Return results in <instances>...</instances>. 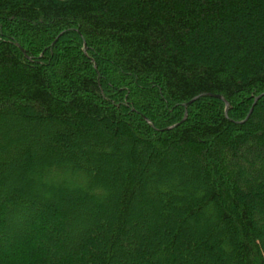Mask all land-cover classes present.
I'll return each mask as SVG.
<instances>
[{
    "label": "trees",
    "instance_id": "obj_1",
    "mask_svg": "<svg viewBox=\"0 0 264 264\" xmlns=\"http://www.w3.org/2000/svg\"><path fill=\"white\" fill-rule=\"evenodd\" d=\"M62 42L77 53H63ZM262 93L264 0H0L1 236L7 213L21 205L19 238L0 241V264H117L115 256L143 263L145 253L127 231L135 202L164 213L150 227L146 212L134 226L146 230L140 244L157 245L152 255L166 264H264V227L255 217L264 214V95L254 102ZM133 132L128 160L117 168L108 164L115 170L109 185L116 178L128 182L109 201L107 183L94 173L103 159L95 152L121 155L128 146L118 141ZM76 139L87 145L79 148ZM241 155L259 170L241 167ZM171 156L178 171H170ZM20 160L25 177L77 193L72 203L80 214L91 212L84 201L93 203L96 218L78 226L73 243L54 240L64 235L69 209L57 211L51 192L30 197L51 204L29 223L26 214L34 207L22 191L1 190L9 167ZM195 161L201 164L195 176L215 180L217 189L179 174ZM128 166L132 177L146 172L147 179L124 178ZM161 171L168 177L156 175ZM191 181V205L184 195L169 198ZM143 188L159 196L160 205L136 200ZM111 203L120 213L108 218L101 208ZM167 210L182 214L171 228ZM204 211L213 228L194 237ZM46 217L58 226L50 228ZM217 231L222 243L210 244ZM238 234L244 241L234 243ZM122 241L130 249L118 247ZM219 248L225 257L216 256Z\"/></svg>",
    "mask_w": 264,
    "mask_h": 264
},
{
    "label": "rangeland",
    "instance_id": "obj_2",
    "mask_svg": "<svg viewBox=\"0 0 264 264\" xmlns=\"http://www.w3.org/2000/svg\"><path fill=\"white\" fill-rule=\"evenodd\" d=\"M59 48L60 49H63V53H66L68 51H70L71 53L70 54H73L75 55L77 53L76 49L71 46V45H68V44H65V42H62L61 44H59ZM60 58H57V59H54L52 61V64L51 66L49 67V69H53L59 62ZM136 88H138V86H136ZM256 98V97H255ZM260 99V97H258L255 101V104L257 103V101ZM252 109V108H251ZM195 112H199L198 109H195ZM251 112L248 113V115L250 114ZM124 116H127V113L124 114ZM100 129H102V124L101 126H99ZM102 131H104L102 129ZM21 136V135H19ZM41 140H39V145L43 146V139L44 138V135L41 134L40 136ZM137 139V132H133V138H122L119 142V144L121 146H123V144H126L128 147H124V151H122L121 155H113V156H110L108 157L106 155V153L102 150V149H99L97 152H95V157H102L103 159H101V163H100V167L99 169H97L96 171H94V173H96L99 178L107 183V189H108V192L110 194V196L108 197L109 198V201L113 200L114 197H116L117 195L119 196V193L120 191L122 190V186H126L128 184V182H121L119 178H116V183L114 184H111L109 185L108 183V180L107 179H110L111 180V177L108 176L110 174H112L113 171V167H110L111 166V163H113L114 167L117 168V167H120L121 165L123 166V164H121V159H125V160H128L129 158V151L130 150V145L132 144V142L134 140ZM75 144L79 146V148H84L85 145H87L85 142H82V141H78L77 139L74 140ZM132 146V145H131ZM102 150V151H101ZM37 153V157H39L40 159H45L47 158L48 156H45L43 155L42 153H38L37 151L35 152ZM62 156H64L62 154ZM172 157V156H171ZM110 159V161H109ZM173 160H171V165H170V171H178V163L179 161H176L173 157H172ZM194 160V159H193ZM240 160H241V164L240 166L243 167L244 169H247L249 171H258L259 168H257L256 166H251L250 163H248L247 161V156L246 155H241L240 157ZM108 162V163H107ZM22 163V161L20 160V162L18 164H15L11 167H9V174L6 175L5 177V185L3 186V188H1V190L4 192V193H7V191H11L13 189L15 190H21L22 191V195H23V199L25 200L24 202L27 204H33V210L26 214L27 216H30L27 218L28 222L29 223H32L34 220H36V218L34 219L33 217H38L39 214H43L45 212V208L44 207H47L51 204V202L49 201H44L42 199H35V200H31L30 197L33 196V195H39V194H43V193H50L55 204L57 205L56 206V210L57 211H61L63 212L64 209H69L67 211V218L66 220L63 222V230H64V235L61 237V236H58V238H54V240H61V239H67V241L69 243H73L74 242V239H75V232L76 230L78 229V226H81V225H88L90 223H92V221L95 220L96 216H95V212L92 210V207H93V203L91 201H84L85 202V205L88 206L91 210V212L89 213H85V214H80L81 213V209L79 208V206H74L72 201H73V198L75 196H77L78 194L77 193H74V192H69V191H66V190H57V189H54V188H51V189H48L46 188L44 185H42L41 183L37 182L34 180V178L32 177H25L24 174L22 172L19 171V168H17L18 166H20ZM110 166H109V165ZM201 166L200 162L199 161H195L193 163V165L190 168V170H187V169H181L180 171V175H184L185 177L187 178H190V179H196L197 181L199 182H203L205 184V186H207L208 188L210 189H217V183L215 182V180H202L200 178V176H195V167H199ZM141 167L142 168H147L148 169V166L146 163H143L141 164ZM110 168V171H108L107 169ZM128 171L129 173H125V172H121L122 176L124 178L126 177H132V171H131V168L128 166ZM264 174V173H262ZM155 175V171L153 169H151L150 171V175L149 176H154ZM156 175H159V177L161 178H167L168 176L163 173L161 171V174L157 173ZM221 175V173H220ZM148 177V174L145 172H141L139 173L136 177H132L133 179L137 178L138 181H141L143 182L144 180H146ZM200 179V180H199ZM175 181V178H172L171 180V183H173ZM247 183V182H246ZM174 184H176V182H174ZM57 185V184H55ZM196 185V181H191V184L189 186L186 187V189L182 190V189H175V191L172 192V194L170 195V199L174 198V197H179L180 195H184V198H181L184 202V204L186 205H191L193 203V201H195V195L193 193V191L191 190V188L193 186ZM142 186V185H141ZM144 187V185L142 186ZM239 188H241L243 190V186L240 184L239 185ZM141 191H143L142 193L139 194V197H137L138 199L136 200H147L148 202H150V204L152 206L155 205H160V201H159V196H155V195H152L151 192L148 190V189H142ZM3 195H6L4 194ZM2 194V193H1ZM3 200L6 199L5 196L2 197ZM98 199H96L95 201H93L94 203H97ZM115 202V201H114ZM113 202V203H114ZM111 203L108 207H103L101 208V211L103 212V215L106 216V217H110V216H117L119 213H120V210H118L117 208L114 207V204ZM139 203L135 202V204H133V206L131 207V213L129 215V218L131 220L130 222V225H129V228H128V232L132 233V241L135 242V249H138L139 251H141V253H145V259H144V262L146 263H149V264H166V260L161 258L160 256H157V257H153L152 255V252L155 250V248L157 247V245L155 246L154 244H152V246H150L148 249H146L143 245L140 244V237L143 235L145 236V231L144 229L140 228V227H136L134 226V222L138 219L139 216L141 215H145V213L147 212L148 213V216H147V222H148V225L151 227L153 226V224L155 223H159L160 220H163V217L164 219L166 218L164 213L163 212H159L156 214H152L150 211V209L147 211V208H144V207H139ZM17 209L16 211H12L11 209L9 210V212L7 213V225L5 227V232H4V235H0V241L1 242H5V241H10L11 239H17L19 238V234H18V231L16 229H18L19 227L18 226V222L20 221V213L18 209H21V205L18 204L16 205ZM28 208V209H27ZM44 208V209H43ZM70 208L72 210H70ZM27 211L29 210V207L26 206L25 208ZM229 209V208H228ZM230 210V209H229ZM18 211V212H17ZM26 211V212H27ZM25 212V213H26ZM150 212V213H149ZM166 214L168 215V217H170V220L172 221L173 219V222L170 223L169 227H173V223H176L178 224V219L177 217H181V211H177V213H173L172 211H166ZM80 216L81 219L80 220H75V219H72L76 216ZM204 217L197 221L198 223H196V225H198V227H200V231L198 233H193L194 237H198L202 231H208L210 230V228H213V220L208 217L204 211L203 213ZM167 217V218H168ZM255 217H256V220L258 222L259 225H261L260 227H264V214H261V216H258V214L256 213L255 214ZM34 219V220H33ZM47 220L49 221H52L51 224H49V227L50 228H56V226H58V221L57 220H51V218H48L46 217ZM216 220V219H215ZM192 224L190 223V226ZM223 229H226L227 225L223 224L222 225ZM159 228H160V233L162 232L163 233V226L162 225H159ZM261 228V229H262ZM183 232L185 233L186 237L189 238L190 235H192L191 231H188V229L186 227H183L182 228ZM50 233L52 234V230H50ZM60 237V238H59ZM151 240V239H149ZM221 242L222 243V234L221 232H216L214 233V235L212 236V239L211 241L209 242L210 244L211 243H215V242ZM232 241L234 243H237L239 241H244V238L242 237L241 234H238L236 237L233 236L232 237ZM128 241H122L118 244V247H121L123 249H125L126 251L129 248V246L126 244ZM130 242V241H129ZM143 246V247H142ZM159 246V245H158ZM215 254L216 256L218 254H222V250L219 248L217 249V251H215ZM223 255V254H222ZM136 255L132 253V257L133 259L135 260ZM225 257V254L223 255ZM114 262H116L117 264H128L127 262L123 261L121 259L120 256H115L114 257ZM136 261V260H135ZM143 262V263H144ZM143 263H140L138 262L137 264H143ZM130 264H134V263H130Z\"/></svg>",
    "mask_w": 264,
    "mask_h": 264
},
{
    "label": "water",
    "instance_id": "obj_3",
    "mask_svg": "<svg viewBox=\"0 0 264 264\" xmlns=\"http://www.w3.org/2000/svg\"><path fill=\"white\" fill-rule=\"evenodd\" d=\"M262 95H264V93H262V94H260L259 96H257V97L255 98V101H256V99H257L258 97H260V96H262ZM255 101H254V102H255ZM191 102H192V100H191L190 102L185 103L184 106L186 107L187 104H189V103H191ZM227 109H228V103H225V113H226Z\"/></svg>",
    "mask_w": 264,
    "mask_h": 264
}]
</instances>
